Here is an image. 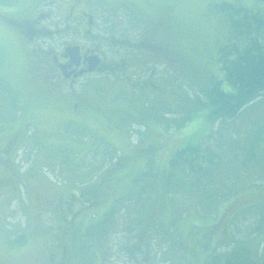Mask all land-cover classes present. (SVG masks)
I'll return each instance as SVG.
<instances>
[{"label":"rangeland","instance_id":"374dc122","mask_svg":"<svg viewBox=\"0 0 264 264\" xmlns=\"http://www.w3.org/2000/svg\"><path fill=\"white\" fill-rule=\"evenodd\" d=\"M44 3L0 0V145L15 137L21 171L0 215V264H26L52 235L37 222L38 177L58 189L67 180L98 199L66 235L69 264H212L238 245L264 264V94L212 124L201 92L211 80L230 89L217 59L236 40L229 6L264 14V1L155 0L163 15L154 38L159 56L146 48L145 32L132 41L141 53H133V72L108 76L109 85L94 77L74 95L61 91L64 83H43L45 61L33 59L4 19L26 18ZM58 3L65 14L68 4ZM209 139L219 161L202 184L188 178L184 185L179 173L164 179L177 149Z\"/></svg>","mask_w":264,"mask_h":264},{"label":"flooded vegetation","instance_id":"af4514ba","mask_svg":"<svg viewBox=\"0 0 264 264\" xmlns=\"http://www.w3.org/2000/svg\"><path fill=\"white\" fill-rule=\"evenodd\" d=\"M61 1L67 3L66 0ZM113 1L115 4H112ZM58 2L60 0H48L44 4L49 7L33 8L26 18L19 20L4 17L21 34L33 59L39 57V60L45 61L44 74L48 77L57 75V84L64 83L69 88L76 84L85 86L97 77L99 84L109 85L110 82L105 80L108 76H127L136 69L132 63L136 57L133 56L134 51H140V46L132 42L133 38H140L145 32L147 49L156 57L163 49L154 41L160 18L163 17L154 9L155 0H146L144 4L136 3V0H70L65 14L58 10ZM54 41L57 51L52 44H48ZM124 51L127 54L121 57ZM140 55L139 52L137 56ZM153 64L150 62L145 68ZM16 152L14 136L0 145V215L7 214L10 200L17 190L16 182L20 179ZM66 182H62L58 189L45 178L38 177L36 180L38 193L34 196V206L37 205L35 208L40 211L37 222L40 220L42 227L48 228L52 235L43 236L46 241L30 251L31 259L26 264H69V255L64 247L66 235L76 229V220L96 206L98 199L87 189L79 190V186L71 187ZM75 196L78 207L73 208ZM73 203L76 204L75 201ZM129 261L139 264L137 260Z\"/></svg>","mask_w":264,"mask_h":264},{"label":"trees","instance_id":"16d2710c","mask_svg":"<svg viewBox=\"0 0 264 264\" xmlns=\"http://www.w3.org/2000/svg\"><path fill=\"white\" fill-rule=\"evenodd\" d=\"M229 9L232 14L231 30L236 40L222 47L217 59L223 73V80L227 82L230 89L223 90L222 81L211 80L205 90L201 91L204 95V104L206 103L208 108L206 112L212 124L220 123V120L230 121L237 115L238 110L247 107L264 94V14L247 13L232 6H229ZM115 95L116 93H113L111 96ZM209 140L210 143L186 145L177 149L169 158L164 179L179 173V176L183 178L181 183L184 185L188 178L195 180L196 184L193 186H197L198 182L202 184L201 180L214 172L216 163L219 161V154L214 152L216 150L213 147L216 140L215 142ZM137 177L132 180L135 181ZM187 195L188 198L193 197V192ZM208 240L211 246L214 240L211 238ZM246 251H248L246 246H234L230 253L213 258L212 262L214 264H256Z\"/></svg>","mask_w":264,"mask_h":264}]
</instances>
